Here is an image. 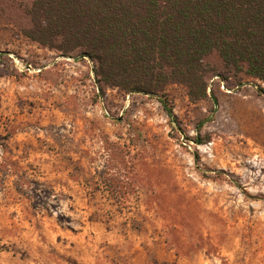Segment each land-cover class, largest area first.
Wrapping results in <instances>:
<instances>
[{
    "label": "rangeland",
    "instance_id": "1",
    "mask_svg": "<svg viewBox=\"0 0 264 264\" xmlns=\"http://www.w3.org/2000/svg\"><path fill=\"white\" fill-rule=\"evenodd\" d=\"M28 1L0 0L7 114L37 94L23 72L37 52L22 34ZM224 78L208 89L216 105L169 85L172 115L156 97L94 81L88 106L57 119L63 142L44 123L19 135L24 121L0 120V264H264V84ZM56 143L70 161L52 168Z\"/></svg>",
    "mask_w": 264,
    "mask_h": 264
},
{
    "label": "trees",
    "instance_id": "2",
    "mask_svg": "<svg viewBox=\"0 0 264 264\" xmlns=\"http://www.w3.org/2000/svg\"><path fill=\"white\" fill-rule=\"evenodd\" d=\"M22 15L26 39L87 57L99 90L156 97L169 115L162 98L171 84L214 105L215 77L264 84V0H30Z\"/></svg>",
    "mask_w": 264,
    "mask_h": 264
},
{
    "label": "crops",
    "instance_id": "3",
    "mask_svg": "<svg viewBox=\"0 0 264 264\" xmlns=\"http://www.w3.org/2000/svg\"><path fill=\"white\" fill-rule=\"evenodd\" d=\"M31 45L37 51L34 56L35 64H25L23 72L27 74L33 71L32 73L36 74L33 75L30 88L36 91L37 94L32 100L27 102L23 100L19 101L11 114L0 111V120L5 121L4 128L15 122L24 121L23 128L17 131L19 135L33 134L35 123H44L46 125L44 129L45 134L50 140H54L57 137L59 139L63 138L64 141L63 128L59 129L63 125L58 124L59 120L57 119H59L60 115L65 117L67 114H64V112H69L72 106L82 111L85 106H88V101L91 100L88 96L92 94L91 89L94 86L92 85L94 80L92 77L91 63L88 60L82 59L80 56L72 57L61 55L58 51L43 47L33 41H31ZM67 58H71V60L67 61ZM0 65L4 67L3 61ZM248 88L252 87L245 85L237 93L241 96H246L248 94ZM249 91L251 90L249 89ZM76 122L80 124L81 121L80 119H76ZM60 141L63 142L62 139ZM66 146V144L58 145L56 143V149L48 151L47 156H51V160L49 161L50 167H56L59 162L68 163L70 161L68 158H57L59 154L57 150L59 147L60 152L63 154L69 151ZM30 150L32 152H42V154L46 153L44 150H33V148ZM70 152L72 153L73 151Z\"/></svg>",
    "mask_w": 264,
    "mask_h": 264
},
{
    "label": "built area",
    "instance_id": "4",
    "mask_svg": "<svg viewBox=\"0 0 264 264\" xmlns=\"http://www.w3.org/2000/svg\"><path fill=\"white\" fill-rule=\"evenodd\" d=\"M84 59L85 60H88L91 63V66H92V62L87 57H84ZM70 60H71V58H67V61H70ZM92 77H93V80H94V73H93V71H92Z\"/></svg>",
    "mask_w": 264,
    "mask_h": 264
},
{
    "label": "water",
    "instance_id": "5",
    "mask_svg": "<svg viewBox=\"0 0 264 264\" xmlns=\"http://www.w3.org/2000/svg\"><path fill=\"white\" fill-rule=\"evenodd\" d=\"M80 57H83L82 55H80Z\"/></svg>",
    "mask_w": 264,
    "mask_h": 264
}]
</instances>
